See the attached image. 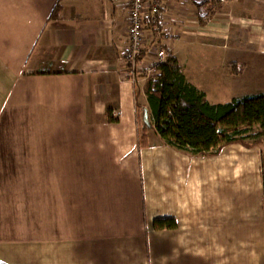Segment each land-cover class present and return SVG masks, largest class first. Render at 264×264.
<instances>
[{
    "label": "crops",
    "instance_id": "1",
    "mask_svg": "<svg viewBox=\"0 0 264 264\" xmlns=\"http://www.w3.org/2000/svg\"><path fill=\"white\" fill-rule=\"evenodd\" d=\"M197 1L163 0L146 58L163 43L213 102L264 91V0H216L205 24ZM130 4L0 0V259L264 264L261 145L192 156L151 128L140 148ZM166 216L177 227L154 228Z\"/></svg>",
    "mask_w": 264,
    "mask_h": 264
},
{
    "label": "trees",
    "instance_id": "2",
    "mask_svg": "<svg viewBox=\"0 0 264 264\" xmlns=\"http://www.w3.org/2000/svg\"><path fill=\"white\" fill-rule=\"evenodd\" d=\"M216 0L197 1L198 17L202 24L215 15ZM58 2L52 17L61 11ZM159 23V13L148 17L147 26ZM145 55V50L142 56ZM242 69L239 70L241 72ZM144 77L143 90L147 104L138 103L140 148L150 145L149 130L154 128L164 141L192 156L218 155L227 145L240 143L254 147L264 143V91L230 100L213 102L207 93L190 81L176 55L170 54L153 74ZM148 111V123L145 113ZM111 121L120 118L108 108ZM264 183V151H262ZM176 217H158L156 229L175 228ZM0 264H9L0 259Z\"/></svg>",
    "mask_w": 264,
    "mask_h": 264
},
{
    "label": "built area",
    "instance_id": "3",
    "mask_svg": "<svg viewBox=\"0 0 264 264\" xmlns=\"http://www.w3.org/2000/svg\"><path fill=\"white\" fill-rule=\"evenodd\" d=\"M163 0H131L129 12V42L125 59L128 64V76L135 80L138 74H153L158 71L170 53L163 43L156 45V56L153 60L146 58L145 29L148 17L160 13ZM180 35L172 32H164L165 41L179 39Z\"/></svg>",
    "mask_w": 264,
    "mask_h": 264
},
{
    "label": "water",
    "instance_id": "4",
    "mask_svg": "<svg viewBox=\"0 0 264 264\" xmlns=\"http://www.w3.org/2000/svg\"><path fill=\"white\" fill-rule=\"evenodd\" d=\"M145 119H146V121L149 123L150 122V120H149V115H148V111H146V113H145Z\"/></svg>",
    "mask_w": 264,
    "mask_h": 264
},
{
    "label": "rangeland",
    "instance_id": "5",
    "mask_svg": "<svg viewBox=\"0 0 264 264\" xmlns=\"http://www.w3.org/2000/svg\"><path fill=\"white\" fill-rule=\"evenodd\" d=\"M230 98H232V97H230ZM234 144H236V143H234ZM238 144H240V143H238ZM227 146H228V145H227ZM227 146H226V147H227ZM261 146L264 148V143L261 144ZM226 147H225V148H226ZM261 174H263V173H262V169H261ZM262 179H263V176H262Z\"/></svg>",
    "mask_w": 264,
    "mask_h": 264
}]
</instances>
